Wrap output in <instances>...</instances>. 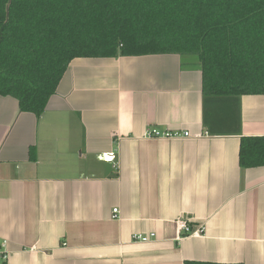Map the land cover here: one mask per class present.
<instances>
[{
	"label": "crops",
	"instance_id": "0c3cea01",
	"mask_svg": "<svg viewBox=\"0 0 264 264\" xmlns=\"http://www.w3.org/2000/svg\"><path fill=\"white\" fill-rule=\"evenodd\" d=\"M241 120L264 137V95L241 98ZM205 132L191 56L75 59L40 117L0 96L4 264H264V167H240L241 136Z\"/></svg>",
	"mask_w": 264,
	"mask_h": 264
},
{
	"label": "trees",
	"instance_id": "16d2710c",
	"mask_svg": "<svg viewBox=\"0 0 264 264\" xmlns=\"http://www.w3.org/2000/svg\"><path fill=\"white\" fill-rule=\"evenodd\" d=\"M164 54L197 58L205 131L241 136V98L264 95V0H0V96L37 117L75 59ZM239 165L264 167V137L241 136Z\"/></svg>",
	"mask_w": 264,
	"mask_h": 264
},
{
	"label": "built area",
	"instance_id": "2783aa9c",
	"mask_svg": "<svg viewBox=\"0 0 264 264\" xmlns=\"http://www.w3.org/2000/svg\"><path fill=\"white\" fill-rule=\"evenodd\" d=\"M204 135H209L208 132H205ZM145 137L147 139H174V138H189L192 137L188 131H160L157 129L148 130L146 132ZM118 213V209H114V214ZM203 227H198L197 229H193L188 226L187 223L182 222L180 224V232L187 236H197L203 233ZM153 238H155V234H151L149 236L144 235H134V240L147 243L150 242ZM10 255V251L8 250V242L5 240L0 239V264H4L7 262Z\"/></svg>",
	"mask_w": 264,
	"mask_h": 264
}]
</instances>
